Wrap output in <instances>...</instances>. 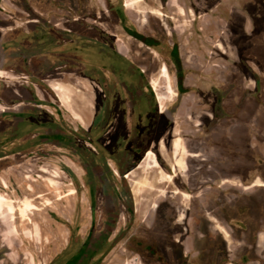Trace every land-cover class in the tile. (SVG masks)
Here are the masks:
<instances>
[{
  "label": "rangeland",
  "instance_id": "374dc122",
  "mask_svg": "<svg viewBox=\"0 0 264 264\" xmlns=\"http://www.w3.org/2000/svg\"><path fill=\"white\" fill-rule=\"evenodd\" d=\"M75 1L28 0L34 9L48 14L60 7L73 9ZM22 2L0 0V22L14 26L6 38L26 44V30L16 28L17 19L27 18L19 8ZM107 5L124 12L126 29L157 45L147 47L130 36L121 19L110 17ZM74 11L71 16L69 10L54 14V25L64 27L62 17L68 14L70 20L105 31L115 39L121 55L146 71L151 84L159 77L155 90L162 96L157 107L158 111L163 107L159 123L164 126L159 137L165 135L161 147L155 145L150 151L160 168L152 155L142 162L146 155L141 153L123 194L100 187L92 191L79 151L36 147L35 142L33 147L26 142L1 147L0 156L20 153L0 160V196L6 199L0 210V264H64L77 253L78 240L89 235L93 220L94 235L117 236L115 250L104 260L99 254L94 264H148V256L134 239L159 237L162 242L161 236L174 235L175 227L176 235L191 238L205 232L223 236L221 228L229 234L231 264H264V0H108V4L85 0L82 13ZM86 34L98 32L87 28ZM174 47L188 89L182 95L177 66L170 59ZM163 67L170 88L161 76ZM15 70L0 71V92L7 100L10 94L29 95ZM3 102L0 95V111ZM19 102L25 103L4 106L14 109ZM115 111L113 125L87 139L96 150L88 144L87 149L96 156L109 158L128 139L130 109L116 105ZM59 117L63 122L69 118ZM2 118L0 112V131ZM175 140H179L177 148ZM77 143L85 150L82 142ZM123 198L129 207L134 203L133 214L120 206ZM163 205H167L164 219ZM242 255L249 256L247 263L239 260Z\"/></svg>",
  "mask_w": 264,
  "mask_h": 264
},
{
  "label": "flooded vegetation",
  "instance_id": "af4514ba",
  "mask_svg": "<svg viewBox=\"0 0 264 264\" xmlns=\"http://www.w3.org/2000/svg\"><path fill=\"white\" fill-rule=\"evenodd\" d=\"M105 2L108 4V0H105ZM137 2L141 1L137 0ZM22 3H24V6L20 3L19 8L22 14H26L27 18L24 19L25 21L17 19L16 28L26 30L28 42L22 44L14 39L6 38V32L14 26L4 25L6 22H0V31L7 30L0 33L3 40L2 48H0V66L2 68L0 71L5 73L9 68L16 69L14 73L20 79L19 84L27 87L29 95L27 97H14L10 94L7 100L4 92H0L4 105H10L12 101L25 102L24 104L23 102L16 103L14 109H9L3 105L0 111L3 117L1 122L4 126L0 131V148L7 145H21L23 142H26L27 146L33 147V142H35L36 147L56 145L74 149L83 155L82 162L85 166V172L89 176V185L92 191L96 187H100L104 192L112 189L116 194H123L121 193L122 187L127 188V179L130 178L132 170L138 165L140 161L138 156L141 153L146 155L142 162L145 163L152 158L149 157L150 153L157 168H160L154 153L150 151L155 145L161 147L162 137L165 135L164 133L159 137L164 130V126L161 127L159 123L163 107L161 105L160 111L157 107V102L162 104V96L155 90L154 86L159 82V77L151 84L146 71L138 69V66L132 61H128L121 55L115 45V39L105 31L102 32L94 27H86L84 23L77 21L78 19H75V21L74 19L70 20L68 14L62 17V19H65L64 27L59 28L54 25V14L58 16L59 13L62 14L64 11L66 13L69 10L71 16L76 9L80 15L85 6V0L72 2L73 9L60 7V10L53 9L49 14L37 11L29 4L28 0H23ZM27 3L29 6H27ZM107 6L109 7V5ZM118 8L109 7L110 17L115 20L121 19L122 26L125 28L126 16L121 10L118 12ZM153 13L158 16H165L162 12ZM9 18L14 19L13 16ZM19 22H22V27L17 26ZM74 25H78V27H74ZM219 27L220 24L216 23V28ZM85 28L96 30L98 35L90 36L86 34ZM126 31L132 36L130 33L133 30L127 28ZM11 42H14V44H11ZM140 42L147 47H155ZM170 55L171 62L175 64L172 51ZM34 57L44 61L40 62L42 68L49 63L48 72L53 74V77L63 78L64 76L59 74L63 72L93 81L94 91L92 93L95 97V114L90 123H80L73 118L71 119L70 115L49 98L43 100L36 98L33 90L37 78L30 71V61ZM61 69L63 70L61 71ZM160 72L162 77L167 78L170 88L171 81L166 68L163 67ZM171 94L175 96L174 92ZM25 104H27V107L23 106ZM116 105H120V107L125 105L126 110L130 109L132 119L130 134L127 141L120 144L109 158L96 156L93 154L94 151L87 149L89 148L88 144L96 150L87 139H91V136L97 133L100 134L111 124L113 125L115 119H117ZM60 115L69 117L64 119L68 123L61 121ZM77 142H82L85 150ZM178 146L179 140H175L174 147L177 148ZM19 153L0 156V160ZM141 167L142 164L138 166V168ZM172 170L173 172L176 171L173 166ZM165 176L169 179L171 177V175ZM172 177H175V174ZM7 187V185H4V188ZM129 192H132L131 188ZM2 200L5 201L6 199L0 196V210H2ZM119 203L120 206L127 207L129 213H134V208H131L134 207L133 202L130 207L127 206L124 198L120 199ZM161 207L163 208L160 213L164 219L167 216L164 207H167V205ZM95 208L93 203L91 206L93 212L96 211ZM9 211L14 214L11 205ZM94 215L95 213H93ZM94 226L93 220L89 235L78 240L80 246L77 253L64 264H94L93 260L96 256L102 254L100 259L104 260L115 250L114 242L117 240V236H114L112 232L106 235L103 233L94 235ZM238 226L241 227V224H238ZM169 227H172V225ZM177 228H173V231L175 229L174 235L161 236L162 242L157 240L159 237L145 241L134 239L136 245L141 247L148 256V264H231L229 262V234L225 230L220 228V231L224 234L223 236L211 235L209 232H205L204 235L191 238L176 235V232L179 233L176 230ZM251 247L248 245V250ZM76 257L79 259L73 263ZM239 260L247 263L249 256L242 255Z\"/></svg>",
  "mask_w": 264,
  "mask_h": 264
},
{
  "label": "crops",
  "instance_id": "0c3cea01",
  "mask_svg": "<svg viewBox=\"0 0 264 264\" xmlns=\"http://www.w3.org/2000/svg\"><path fill=\"white\" fill-rule=\"evenodd\" d=\"M40 62L44 61L36 57L30 61V71L37 78L33 90L36 98L38 100L49 98L74 120L90 123L95 114L93 81L63 72L59 73L64 76L63 78L53 77V74L48 72L49 63L42 68Z\"/></svg>",
  "mask_w": 264,
  "mask_h": 264
},
{
  "label": "trees",
  "instance_id": "16d2710c",
  "mask_svg": "<svg viewBox=\"0 0 264 264\" xmlns=\"http://www.w3.org/2000/svg\"><path fill=\"white\" fill-rule=\"evenodd\" d=\"M132 36H134L135 38H137L138 40L142 41V42H145L149 45H154L156 46L157 45V41L153 40V39H150V38H147L143 35H141L140 33L136 32V31H131L130 33ZM172 57L174 59V62H175V65L177 66V70H178V80H179V85H178V89H179V92L181 94H184L188 91V89L184 88L183 86V80H184V70L182 69V66H181V61H180V56H179V51H178V48L177 47H174L173 50H172ZM79 258L76 257L73 261L76 262Z\"/></svg>",
  "mask_w": 264,
  "mask_h": 264
},
{
  "label": "bare ground",
  "instance_id": "6f19581e",
  "mask_svg": "<svg viewBox=\"0 0 264 264\" xmlns=\"http://www.w3.org/2000/svg\"><path fill=\"white\" fill-rule=\"evenodd\" d=\"M154 86H157V84H155ZM155 89L158 91V88L157 87H155ZM89 113V112H88ZM149 156H150V153H149Z\"/></svg>",
  "mask_w": 264,
  "mask_h": 264
},
{
  "label": "water",
  "instance_id": "95a60500",
  "mask_svg": "<svg viewBox=\"0 0 264 264\" xmlns=\"http://www.w3.org/2000/svg\"><path fill=\"white\" fill-rule=\"evenodd\" d=\"M232 88V87H231ZM231 88L225 93V94H227L230 90H231ZM182 95V94H181Z\"/></svg>",
  "mask_w": 264,
  "mask_h": 264
}]
</instances>
